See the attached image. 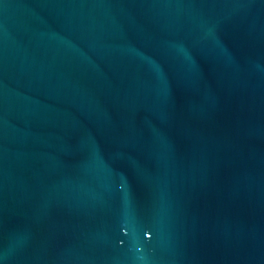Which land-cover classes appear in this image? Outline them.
I'll list each match as a JSON object with an SVG mask.
<instances>
[{
    "label": "water",
    "instance_id": "1",
    "mask_svg": "<svg viewBox=\"0 0 264 264\" xmlns=\"http://www.w3.org/2000/svg\"><path fill=\"white\" fill-rule=\"evenodd\" d=\"M0 264H264V0H0Z\"/></svg>",
    "mask_w": 264,
    "mask_h": 264
}]
</instances>
